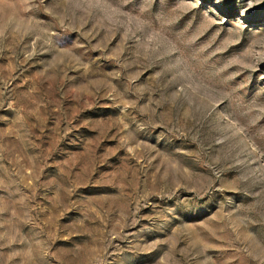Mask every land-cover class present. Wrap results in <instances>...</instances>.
<instances>
[{
	"label": "rangeland",
	"instance_id": "rangeland-1",
	"mask_svg": "<svg viewBox=\"0 0 264 264\" xmlns=\"http://www.w3.org/2000/svg\"><path fill=\"white\" fill-rule=\"evenodd\" d=\"M0 264H264V0H0Z\"/></svg>",
	"mask_w": 264,
	"mask_h": 264
}]
</instances>
